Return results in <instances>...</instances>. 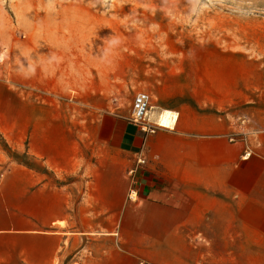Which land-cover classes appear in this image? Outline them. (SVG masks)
Instances as JSON below:
<instances>
[{
	"label": "crops",
	"instance_id": "crops-1",
	"mask_svg": "<svg viewBox=\"0 0 264 264\" xmlns=\"http://www.w3.org/2000/svg\"><path fill=\"white\" fill-rule=\"evenodd\" d=\"M12 91L0 81V133L32 164L0 147V264H264V128L167 94L151 120L172 111L170 128L107 115L78 132L33 107L14 120Z\"/></svg>",
	"mask_w": 264,
	"mask_h": 264
},
{
	"label": "rangeland",
	"instance_id": "rangeland-1",
	"mask_svg": "<svg viewBox=\"0 0 264 264\" xmlns=\"http://www.w3.org/2000/svg\"><path fill=\"white\" fill-rule=\"evenodd\" d=\"M0 57L16 121L27 106L85 132L130 119L145 92L196 95L235 130L264 128V0H0ZM0 147L32 164L2 133Z\"/></svg>",
	"mask_w": 264,
	"mask_h": 264
},
{
	"label": "built area",
	"instance_id": "built-area-1",
	"mask_svg": "<svg viewBox=\"0 0 264 264\" xmlns=\"http://www.w3.org/2000/svg\"><path fill=\"white\" fill-rule=\"evenodd\" d=\"M152 98L149 94L145 92H139L136 94L133 101V110L130 121L139 127L141 132L145 134H153L156 132L157 128L161 127L159 123H155L151 120V113L153 110ZM146 161L144 159L138 160V165H145ZM136 171V169L134 170ZM133 192L130 193L129 199H133Z\"/></svg>",
	"mask_w": 264,
	"mask_h": 264
},
{
	"label": "bare ground",
	"instance_id": "bare-ground-1",
	"mask_svg": "<svg viewBox=\"0 0 264 264\" xmlns=\"http://www.w3.org/2000/svg\"><path fill=\"white\" fill-rule=\"evenodd\" d=\"M176 119H177L176 113L172 111L163 110V112L160 113V115L158 116V123L161 127L170 128L171 126H173Z\"/></svg>",
	"mask_w": 264,
	"mask_h": 264
}]
</instances>
